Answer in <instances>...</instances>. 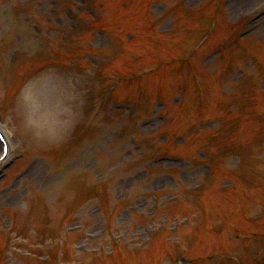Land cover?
Returning a JSON list of instances; mask_svg holds the SVG:
<instances>
[{"label":"rangeland","instance_id":"374dc122","mask_svg":"<svg viewBox=\"0 0 264 264\" xmlns=\"http://www.w3.org/2000/svg\"><path fill=\"white\" fill-rule=\"evenodd\" d=\"M175 1L0 0V124L9 134L13 162L0 166L2 264H122L115 247L122 248L125 264H168L166 255L177 259L172 264H190L184 260L183 245L192 258L232 246L225 234L209 231L228 223L233 213L240 211L230 228L246 236L255 231L249 219L256 212L249 211L250 195L243 186L229 193L218 188L198 192L212 164L166 158L159 142L169 136L176 145L172 153L194 157L207 133L192 135L196 145L189 148L186 132L193 126L212 127L214 122L200 126L199 120L220 114L218 97L230 90L252 99L257 112L264 113V0H219L221 27L192 62L199 79L190 74V62L174 60L187 55L212 30L208 22L215 0H183L174 11L170 7ZM98 15L104 17L100 23ZM152 21L162 36L148 29ZM83 50L94 53L84 56ZM120 53L123 60L107 71L109 75L152 70L116 92L124 101L123 112H129L128 102L140 108L111 124L98 109L90 120L93 72L78 71L74 63L83 65V57L100 64ZM136 57L139 61L132 68ZM44 65L54 66L39 69ZM205 79L214 84L213 95L205 98L207 108L189 112L188 107L197 108L201 102L196 90ZM134 116L141 118L137 122ZM91 123L84 136V127ZM158 128L160 139L141 140V147V137ZM238 137L246 142L248 134L242 128ZM225 165L237 173L236 153ZM93 178L109 179L105 188H98L96 200L101 202L89 195ZM234 178L238 181L223 171L215 183ZM196 192L200 208L187 209ZM165 238H178L181 246L173 249ZM59 242L65 247L58 249ZM249 247L240 257L242 264H255L250 259L259 245L252 239Z\"/></svg>","mask_w":264,"mask_h":264}]
</instances>
